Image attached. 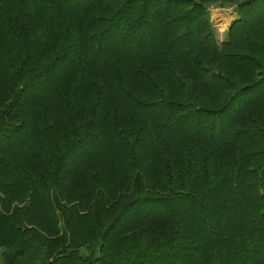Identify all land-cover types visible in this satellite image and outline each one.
Here are the masks:
<instances>
[{
  "label": "trees",
  "instance_id": "trees-1",
  "mask_svg": "<svg viewBox=\"0 0 264 264\" xmlns=\"http://www.w3.org/2000/svg\"><path fill=\"white\" fill-rule=\"evenodd\" d=\"M0 264H264V0H0Z\"/></svg>",
  "mask_w": 264,
  "mask_h": 264
},
{
  "label": "rangeland",
  "instance_id": "rangeland-1",
  "mask_svg": "<svg viewBox=\"0 0 264 264\" xmlns=\"http://www.w3.org/2000/svg\"><path fill=\"white\" fill-rule=\"evenodd\" d=\"M209 13H210V19L212 22V26L214 28L215 38L217 42L219 43L226 38V32H227L228 25L235 18L234 8L231 7V8H215L214 9L212 7V8H209ZM219 13L224 15L226 17V20L218 18V16L220 15ZM218 24H221L220 28L218 27Z\"/></svg>",
  "mask_w": 264,
  "mask_h": 264
},
{
  "label": "bare ground",
  "instance_id": "bare-ground-1",
  "mask_svg": "<svg viewBox=\"0 0 264 264\" xmlns=\"http://www.w3.org/2000/svg\"><path fill=\"white\" fill-rule=\"evenodd\" d=\"M215 9V8H214ZM214 11V10H213ZM218 11V10H217ZM227 13V12H226ZM220 14V13H219ZM217 16V15H216ZM228 16V15H227ZM218 18H220V19H223V20H226V17L224 16V15H222V14H220L219 16H218ZM231 20V19H230Z\"/></svg>",
  "mask_w": 264,
  "mask_h": 264
}]
</instances>
